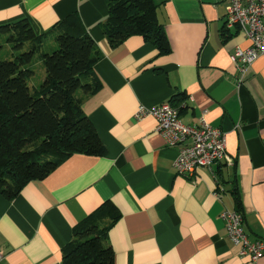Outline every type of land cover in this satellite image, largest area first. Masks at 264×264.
I'll return each instance as SVG.
<instances>
[{
  "label": "crops",
  "instance_id": "0c3cea01",
  "mask_svg": "<svg viewBox=\"0 0 264 264\" xmlns=\"http://www.w3.org/2000/svg\"><path fill=\"white\" fill-rule=\"evenodd\" d=\"M154 2L168 54L142 36L112 47L107 0H0V26L27 18L39 35L79 16L102 56L93 71L100 89L78 95L105 149L67 158L12 200L0 193L1 264H63L73 228L108 201L120 214L102 222L115 264H264V256L252 262L239 254L220 218L237 208L238 196L246 232L264 239V56L246 74L231 61L250 41L239 28L226 29L229 0ZM164 102H186L187 125L205 117L223 130L233 163L177 174L179 148L166 144L154 118L135 117L140 106Z\"/></svg>",
  "mask_w": 264,
  "mask_h": 264
},
{
  "label": "trees",
  "instance_id": "16d2710c",
  "mask_svg": "<svg viewBox=\"0 0 264 264\" xmlns=\"http://www.w3.org/2000/svg\"><path fill=\"white\" fill-rule=\"evenodd\" d=\"M105 33L112 47L131 36H142L160 54L171 52L154 0H107ZM15 60L0 61V193L9 200L31 181L48 177L67 158L81 154L102 156L104 146L82 109L83 97L96 93L101 84L93 75L101 53L77 14L59 21L39 35L27 18L0 26ZM49 37L57 49L45 52ZM228 39V35L224 33ZM3 46L0 44V51ZM44 64L41 88L30 86L35 58ZM237 208L241 201L236 196ZM243 213V212H242ZM120 218L111 201L73 228V239L63 249V264H115L107 242L108 227Z\"/></svg>",
  "mask_w": 264,
  "mask_h": 264
},
{
  "label": "built area",
  "instance_id": "2783aa9c",
  "mask_svg": "<svg viewBox=\"0 0 264 264\" xmlns=\"http://www.w3.org/2000/svg\"><path fill=\"white\" fill-rule=\"evenodd\" d=\"M226 29L239 28L250 41L248 48L237 46L231 61L243 74H246L258 58L264 56V0H229L226 7ZM186 102L176 106L164 102L156 106H140L135 117L138 120L154 118L156 131L164 138L169 147L179 148L174 168L179 175H194L203 168L211 169L219 162L233 163L227 151V134L213 127L205 117L195 125H187L181 120V110ZM224 189L216 191L220 200ZM225 223L228 237L239 247L241 256L249 257L252 262L264 256V239L251 240L245 230L244 214L237 210L225 209L220 215ZM4 254L0 249V264Z\"/></svg>",
  "mask_w": 264,
  "mask_h": 264
},
{
  "label": "rangeland",
  "instance_id": "374dc122",
  "mask_svg": "<svg viewBox=\"0 0 264 264\" xmlns=\"http://www.w3.org/2000/svg\"><path fill=\"white\" fill-rule=\"evenodd\" d=\"M0 44L3 46L2 50L0 51V61L15 60L16 55H14V50L12 49V46L8 44L6 36H0ZM56 49L57 44L54 41V37H49L46 43L45 52L52 53ZM32 68L35 72V76L33 77L32 81L34 82V84H36V87L40 89L46 78L44 64L38 57H36L34 63L32 64Z\"/></svg>",
  "mask_w": 264,
  "mask_h": 264
}]
</instances>
